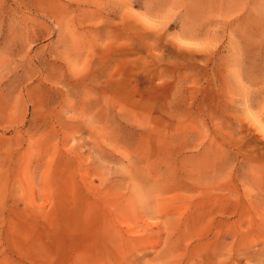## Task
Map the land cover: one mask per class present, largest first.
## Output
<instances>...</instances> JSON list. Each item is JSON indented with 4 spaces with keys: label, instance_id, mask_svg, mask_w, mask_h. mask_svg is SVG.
<instances>
[{
    "label": "rangeland",
    "instance_id": "1",
    "mask_svg": "<svg viewBox=\"0 0 264 264\" xmlns=\"http://www.w3.org/2000/svg\"><path fill=\"white\" fill-rule=\"evenodd\" d=\"M0 264H264V0H0Z\"/></svg>",
    "mask_w": 264,
    "mask_h": 264
}]
</instances>
